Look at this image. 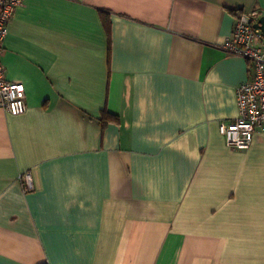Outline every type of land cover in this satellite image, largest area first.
I'll use <instances>...</instances> for the list:
<instances>
[{"label": "crops", "instance_id": "0c3cea01", "mask_svg": "<svg viewBox=\"0 0 264 264\" xmlns=\"http://www.w3.org/2000/svg\"><path fill=\"white\" fill-rule=\"evenodd\" d=\"M234 11L264 0H23L2 53L26 110L0 107V264H264V129L247 149L219 132L252 75L221 47Z\"/></svg>", "mask_w": 264, "mask_h": 264}, {"label": "built area", "instance_id": "2783aa9c", "mask_svg": "<svg viewBox=\"0 0 264 264\" xmlns=\"http://www.w3.org/2000/svg\"><path fill=\"white\" fill-rule=\"evenodd\" d=\"M23 0H0V107L13 114L26 110L25 86L9 81L2 62L3 44L8 23ZM230 34L221 43L222 49L251 62L252 75L236 89L237 116L219 123V132L226 143L236 149H247L257 128L264 129V34L252 24L256 11H237ZM27 189L33 187L30 172L23 174Z\"/></svg>", "mask_w": 264, "mask_h": 264}, {"label": "trees", "instance_id": "16d2710c", "mask_svg": "<svg viewBox=\"0 0 264 264\" xmlns=\"http://www.w3.org/2000/svg\"><path fill=\"white\" fill-rule=\"evenodd\" d=\"M100 16L103 22V26L107 35V41H108V61H110V54H111V22H110V17L109 13L103 9H101ZM236 12V11H234ZM99 120L102 124V127H106L110 123H118L119 122V117L111 112H109L107 109H103L101 111ZM41 264H47L41 263Z\"/></svg>", "mask_w": 264, "mask_h": 264}, {"label": "water", "instance_id": "95a60500", "mask_svg": "<svg viewBox=\"0 0 264 264\" xmlns=\"http://www.w3.org/2000/svg\"><path fill=\"white\" fill-rule=\"evenodd\" d=\"M254 27L259 28L264 34V14L260 15L252 24ZM264 49V44L262 45Z\"/></svg>", "mask_w": 264, "mask_h": 264}]
</instances>
